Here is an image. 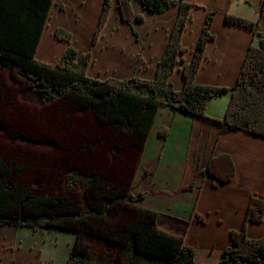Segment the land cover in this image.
Listing matches in <instances>:
<instances>
[{
  "label": "trees",
  "instance_id": "16d2710c",
  "mask_svg": "<svg viewBox=\"0 0 264 264\" xmlns=\"http://www.w3.org/2000/svg\"><path fill=\"white\" fill-rule=\"evenodd\" d=\"M140 1L151 12L162 13L173 5L179 7L167 48L157 67L156 77L152 80L138 77L98 80L91 77L87 73L91 53L80 54L72 45L66 47L55 64L37 60L36 50L49 15L51 0H0V68L15 67L22 78L33 84L35 93L44 102L70 96L80 110H90L99 122L131 139L132 148L136 149L135 152L139 148L140 157L160 106L169 105L189 115L207 119L210 99L223 97L230 91L227 112L220 120L221 133L242 130L264 137V32L260 31V20L225 15L227 23L252 29L259 37V44H251L246 53L237 84L231 88L197 84L195 76L201 67L206 45L215 37L210 31L214 15L210 12L193 59L182 68L185 78L183 88L176 91L170 76L182 60V54L187 51L181 38L194 4L186 0ZM112 2H103L94 41L109 16ZM131 3L132 0H118L122 19L129 23L141 21L143 16L135 14ZM54 34L58 39L71 43L72 35L66 28L59 27ZM168 134L169 129L166 127L159 131V135L164 138ZM202 172L212 176L214 184H218L230 181L235 175V166L232 157L223 154L212 157ZM11 177L9 166L0 160V226H27L33 231L41 228L67 231L75 229L71 228L74 225L86 224L88 218L100 219L121 204L131 205L135 214L132 222L123 228L119 227L115 233H109L102 242L108 250L106 257L112 255V261L106 263L97 260V252L90 249L93 243L90 234L86 235L88 241L83 239V233L76 232L65 264H112L114 261L115 264H195V250L185 243L184 235L163 229L160 227L161 213L137 204L147 193L135 194L132 191L133 184L127 194L107 193L98 204V200L91 199L89 190L92 193L99 192L100 186L97 176L89 173L81 180L75 178L77 185H80L82 200L80 203H70L59 197L55 199L52 196L35 195L26 183H16ZM263 221L264 198L253 194L242 227L231 232L232 244L225 249L216 264H264V237L250 238L247 234L249 223Z\"/></svg>",
  "mask_w": 264,
  "mask_h": 264
},
{
  "label": "crops",
  "instance_id": "0c3cea01",
  "mask_svg": "<svg viewBox=\"0 0 264 264\" xmlns=\"http://www.w3.org/2000/svg\"><path fill=\"white\" fill-rule=\"evenodd\" d=\"M104 1L51 0L36 50L37 60L55 64L66 47L72 45L80 54L91 53L87 73L98 80L154 79L179 7L151 12L140 0H132L133 11L143 19L129 23L122 19L118 0H113L109 16L94 41ZM186 1L194 5L181 38L187 51L170 76L174 89L183 88L182 68L192 61L210 12L214 13L210 31L215 37L206 45L195 83L233 87L250 45H258L259 37L252 29L227 23L225 15L260 20V31L264 32V0L255 6L249 0ZM235 3L242 9H235ZM59 27L71 33V43L55 36ZM228 99L229 96L211 98L207 119L169 105L160 106L132 181L133 192L147 193L137 204L161 213L163 229L184 235L185 243L195 250V264L218 263L232 244L231 232L240 229L245 221L251 195L264 198V137L242 130L221 133L220 120ZM165 127L169 129L166 138L159 135ZM223 154L232 157L235 175L228 182L214 184V178L202 171L212 157ZM42 229L52 230L39 231ZM28 230L31 229L0 226V264H43L41 243L23 240L21 233ZM247 234L250 238H263L264 221L249 223ZM75 239L76 235L73 243ZM7 244L13 245L7 249Z\"/></svg>",
  "mask_w": 264,
  "mask_h": 264
},
{
  "label": "rangeland",
  "instance_id": "374dc122",
  "mask_svg": "<svg viewBox=\"0 0 264 264\" xmlns=\"http://www.w3.org/2000/svg\"><path fill=\"white\" fill-rule=\"evenodd\" d=\"M259 1L249 0L253 6ZM234 8L242 9L238 3ZM32 85L15 67L0 68V160L9 166L11 179L26 183L35 195L80 203L81 189L75 178L81 180L93 173L100 191L89 192L92 200H98L96 203L100 204L107 193L127 194L140 157L139 148L137 152L132 148L133 141L99 122L90 110H80L70 96L44 102ZM224 96L231 99V91ZM226 112L227 108L223 118ZM134 216L131 205L121 204L100 219L91 217L86 224L71 227L77 231L31 229L21 235L25 243L31 240L41 243L43 264L52 260L65 264L76 232L83 233L85 240L90 234L93 242L90 249L97 252L96 259L109 263L113 256L106 257L108 250L103 247V240L119 227L130 224ZM13 244L4 247L10 249Z\"/></svg>",
  "mask_w": 264,
  "mask_h": 264
}]
</instances>
